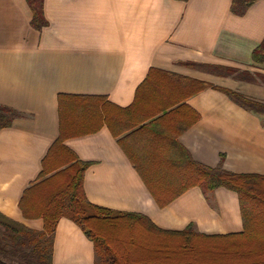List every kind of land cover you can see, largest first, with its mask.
Here are the masks:
<instances>
[{
  "label": "crops",
  "instance_id": "obj_1",
  "mask_svg": "<svg viewBox=\"0 0 264 264\" xmlns=\"http://www.w3.org/2000/svg\"><path fill=\"white\" fill-rule=\"evenodd\" d=\"M232 4L43 0L47 26L37 30L27 0H0V106L21 115L0 131V214L43 231V220L25 219L19 204L62 133L64 145L90 164L84 191L92 205L145 216L165 232H182L190 225L205 235L243 232L238 196L224 188L205 195L194 187L165 208L156 203L145 179L158 192L165 190V183L181 182L162 180L161 172L145 173L144 178L136 166L151 170L184 161L178 148L173 151V130L155 135L132 129L116 137L92 109L71 107L76 106L74 98L101 97L109 102L113 119H124L119 111L133 105L144 83L146 106L177 99L197 114V122L178 138L194 162L264 176V117L246 111L219 89L264 103V81L259 78L264 64L253 58L264 41V0L242 13L241 5L233 12ZM246 73L255 80H247ZM193 81L218 89L190 95ZM161 90L166 97H158ZM65 112L68 119L64 114L61 127ZM165 125L170 128L172 123ZM51 261L95 264V248L80 227L63 218Z\"/></svg>",
  "mask_w": 264,
  "mask_h": 264
},
{
  "label": "trees",
  "instance_id": "obj_2",
  "mask_svg": "<svg viewBox=\"0 0 264 264\" xmlns=\"http://www.w3.org/2000/svg\"><path fill=\"white\" fill-rule=\"evenodd\" d=\"M42 1L27 0L33 14L31 24L37 30L47 26L42 13ZM256 1L233 0V12L241 5L242 10L239 12L242 13ZM253 58L257 64H264V41L255 49ZM231 73L237 72L231 70ZM151 74L152 70L147 80ZM193 83L190 95L210 88L218 89L205 82ZM143 85L138 88L133 105L119 111L125 115L124 119H113L109 112V102L101 97L74 98L71 102H75L73 105L76 106L71 107L92 109L98 122L107 125L116 137L132 129L155 135L173 130V151L178 148L183 153L184 161L166 163L163 167L151 170H142L136 166L144 178H147L145 173L153 176L161 172L162 180L169 177L181 182L165 183V190L158 192L155 190L157 185L153 188L145 179L156 203L165 208L194 187H198L205 195L224 188L238 196L243 232L205 235L196 232L194 225L182 232H165L145 216L92 205L84 191V176L90 164L81 161L64 145V135L61 133L43 160L39 178L24 191L19 204L25 219L43 220V231H33L0 214V229L3 230L0 264H14L16 259L22 264H52L54 235L63 218L80 227L93 243L95 264H264V176L234 174L223 170L221 166L209 168L194 162L181 147L178 138L197 122V114L183 102L177 103V99L146 106L142 100V97L147 99L142 93ZM219 89L246 111L264 117V103L232 90ZM156 93L158 97H166L162 90ZM20 116L15 110L0 106V131L10 128ZM64 116L67 120L68 113L60 115L61 127ZM166 122L172 123L170 128L165 125ZM115 127L121 128L120 131L115 132ZM128 157L133 160L131 155Z\"/></svg>",
  "mask_w": 264,
  "mask_h": 264
},
{
  "label": "rangeland",
  "instance_id": "obj_3",
  "mask_svg": "<svg viewBox=\"0 0 264 264\" xmlns=\"http://www.w3.org/2000/svg\"><path fill=\"white\" fill-rule=\"evenodd\" d=\"M244 76H246L247 80H255L251 74L247 75V73H246V74H244ZM259 78H261L264 81V76H259ZM2 234H3V230L0 229V240L2 239ZM14 264H22V263L16 259Z\"/></svg>",
  "mask_w": 264,
  "mask_h": 264
}]
</instances>
